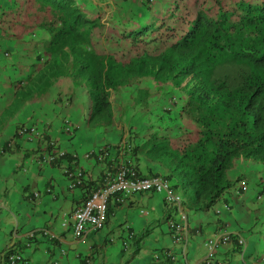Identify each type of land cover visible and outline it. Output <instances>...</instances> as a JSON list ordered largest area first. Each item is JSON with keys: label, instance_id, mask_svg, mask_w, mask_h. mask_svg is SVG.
Returning <instances> with one entry per match:
<instances>
[{"label": "trees", "instance_id": "trees-1", "mask_svg": "<svg viewBox=\"0 0 264 264\" xmlns=\"http://www.w3.org/2000/svg\"><path fill=\"white\" fill-rule=\"evenodd\" d=\"M13 1L10 13L0 3V32L26 19L33 26L23 27L42 33L50 55L41 70L31 65L38 87L27 85L13 110L33 91L40 99L62 81L69 89L63 98L67 109L80 106L89 129L118 127L116 140L126 133L132 156L160 166L166 180L177 179L172 190L192 210L208 211L222 200L233 207L236 200L230 202L228 192L242 172L245 185L264 184V178L253 179V169L264 166V0L236 3L237 31L223 8L227 0H211L215 16L203 7L194 12L191 0H172L164 9L139 0L122 9L124 18L111 16V30L100 24L102 11L84 14L71 0H35L50 9L48 21L29 0ZM100 36L104 43L97 41ZM26 46L34 50L22 44L21 57L27 56ZM137 170L140 177L160 175Z\"/></svg>", "mask_w": 264, "mask_h": 264}, {"label": "crops", "instance_id": "crops-1", "mask_svg": "<svg viewBox=\"0 0 264 264\" xmlns=\"http://www.w3.org/2000/svg\"><path fill=\"white\" fill-rule=\"evenodd\" d=\"M13 2L0 1L9 13L14 11ZM157 2L162 9L166 8L163 0ZM8 18L11 21V17ZM26 29L15 26L0 32L3 48L13 54L9 61L0 55V148L20 124L47 125L51 127V138L80 158L85 180L80 188L69 189L63 168L71 167L73 162L66 158L52 166H39L33 161L36 152L33 143L20 141L10 152H0V264H6L5 257L11 249L22 255L24 262L21 264H184L182 256H187V264H264V214L262 219L260 215L252 216V222L251 204L244 201V197L231 195V190L228 192L230 202H236L230 213L216 217L212 209H186L190 230L189 240L184 241L186 244L172 240L167 219L175 218V207L167 206L160 194L135 196L123 205L110 202L103 229L75 240L71 230L72 214L102 184V166L83 156L90 150L116 144L119 137L116 140L113 134L118 135L120 130L116 126L104 131L87 128L81 119L80 106L69 109L63 106L60 96L69 89L62 87V81L40 99L33 98V91L21 108L13 110L15 99L24 96V90L14 92V81L24 79L27 83L30 81L29 88L38 87L34 71L26 68L27 59L20 54L22 44L37 43L30 39ZM97 41L104 43L101 36ZM65 116L78 124L71 137L62 133L61 120ZM141 161L145 162L144 170L167 176L160 166L146 159ZM251 165L248 163L246 167ZM177 181L173 180L172 184ZM48 188L52 192L47 193ZM34 193H39L40 198L34 200ZM237 201L240 202L238 207ZM140 209L149 210L148 217L139 216ZM128 226L136 232V238L130 251H124L121 239ZM29 233H34L35 238L27 247ZM224 233L242 236L244 245H239L237 237L232 236L230 244L218 245L213 257L206 260V240L213 236L219 238ZM166 252H171L176 260L165 257ZM156 254L160 255L158 260L154 259Z\"/></svg>", "mask_w": 264, "mask_h": 264}, {"label": "clouds", "instance_id": "clouds-1", "mask_svg": "<svg viewBox=\"0 0 264 264\" xmlns=\"http://www.w3.org/2000/svg\"><path fill=\"white\" fill-rule=\"evenodd\" d=\"M253 1H255V0H253ZM155 2H157V1L150 0L146 5H147V7L153 9L152 7L156 4ZM82 10H85V9L82 8ZM100 24L103 27L105 26L104 27L105 30L112 29L111 23H108V22L106 23V21H104L103 18L101 19ZM5 31H3V32H5ZM28 33H29L30 39L32 41H35V42L37 41V43H30L32 46H34V50H33L32 53L30 52V48L26 50V53H27V56H26L27 67L26 68L29 70V69H31V65L35 64L36 67H37V71H39V70H41L40 68H42L45 64H47V62L50 59V55H49V53L47 54L45 52V49L43 47L44 42L42 41L43 40L42 33L40 34L38 32V30H36V29L29 30ZM1 43H2V41L0 40V55L3 57L4 60H7V61L11 60L13 58L12 52L10 50L4 49ZM34 74H35V71H34ZM27 85H29V82L27 83L25 80H21L19 83H17L15 85L16 88L15 89L13 88L14 92H18V91H21V90L26 91V86ZM61 98H62L61 101H62V104H63L64 96H62ZM63 106L65 107V109H67L66 107L68 105L65 103V104H63ZM164 109H166V108H164ZM76 124H77V122L73 121L70 117H68V116L63 117V119L61 120V128H62L63 135H65L67 137H71L72 135H74L76 133L77 129H78ZM31 127H33L36 130L37 136H35L33 138H28V137H25V136H22V135L19 134L20 131H22L23 128H31ZM50 128L51 127H48L47 125L42 127L41 125H39L37 123L20 124L16 128L15 132L13 133V135L11 137H9L8 140H6L2 144V146L0 148V152L2 154H4V153L9 152L7 150H13L14 148H16L17 144L20 141L33 143V144H35V149H36V152L33 155V161L37 165L45 166V164H47L46 166H52L56 162H58L60 160H64V159L67 158V159H70V161L73 162V165L71 167L70 166H66V167L63 168V176L64 177H66V175H67L66 171L69 172V171L76 170L78 168H80L81 171H82V174L85 175L84 167L79 163V159L80 158H78V156L75 153L69 152L68 150L63 148L61 145H59L56 141H54L53 138H51V136L49 134ZM126 138H127V134L124 133V136L121 137V139L116 144H113L112 146H109V147H103V148H100V149L90 150L87 153H85L83 157L89 162L90 161H95L97 164H99V166H102V170H104V168L109 163H107L106 161L101 162L100 160H98V158H97L98 154H100V152L102 153L105 150V151L109 152L112 157L116 156V153L123 146H127V148H129V146L126 143ZM61 152H63V155L60 156ZM40 157H41V159H39ZM129 157L132 159L133 164H134V166L136 168L137 174L140 177V173L138 172L137 169H141V167L145 164V162L141 161V159L142 160L145 159L144 156L140 155V156H137V157H133L132 154H131V150H130ZM44 158H45V160L43 162ZM251 166H253V164ZM257 167L260 168V167H264V166L257 165L255 167V169H257ZM157 177L162 178L163 180H165L169 184V188H170L173 196L177 198V201L173 202V203H170V202L166 201L165 195L162 192L161 193L146 192V193H143V194H160V195H163V201L165 202V204L167 206L175 207V218L167 219L168 225L171 226L169 228L170 234H171V238H172V240L174 242L182 241L183 243L186 244V242H184V241H188L189 240V233L188 232L190 231L189 228H188V216H187V213H186V209L189 206H188V204L186 205V203H185L186 202V198H184L183 195L180 192H175L174 190H172L173 184L169 180L165 179L166 176H161V175L157 176L156 175V176L142 177V178L152 179V178H157ZM235 178H239V177H235ZM235 180H237V179H235ZM237 181L238 182L230 189L231 190V195L235 196L236 198H238V197L243 198L244 197V201L247 200V203H249V204L250 203H254V204H263L264 205V184L262 185L260 183L261 185L258 186V189L255 190V191H252V189L249 186L250 184L249 185H245V179L244 178L240 177V179H238ZM102 182H103V172H102ZM83 183H84V180L82 181V184L79 185V187H77L76 189H78L81 186H83ZM47 190H50V192H52V190L50 188H48ZM47 190H46V192L50 193ZM139 195H142V194L133 195V196L129 197L126 200V203L131 198H133L135 196H139ZM33 198H34V195H33ZM34 200H36V198H34ZM220 202H221V204L219 206H216ZM220 202H218L214 207L210 208V209H212V212H213L214 216L220 217V216L224 215V213L232 212L233 207L229 203L227 204V202H225L223 200L220 201ZM119 205H121V204H119ZM188 210H189V208H188ZM138 213H139V216H141L142 218H146L150 214L149 210H147V209H140V210H138ZM173 213H174V211H173ZM260 217L262 219L263 215L260 216ZM263 219H264V217H263ZM127 229H129V231H131L134 234V237H133V240L130 243V246L127 249L124 248V246L122 245V248H123L124 251H130V249L133 247V243H134L135 238H136V232L131 227L128 226L124 230V235H123V237L121 239V242L125 238V234H126V230ZM186 234H187V237H185ZM232 236L237 237V241H238L239 245H241V246L244 245L243 241L241 240L242 236H240V235H233V234H230V233H224L219 238H216L214 236L210 237L205 242V248L207 249V251H206V255H207L206 256V260H209V259H211L213 257L214 251L218 247V245H220V244H230ZM225 238H227L228 241L225 242L224 241ZM111 242H113V239L111 240ZM209 242L217 243L216 247H214L212 251H209V249H208V243ZM163 255L165 257H167V258L168 257L173 258L171 252H166ZM179 256H181V255H179ZM159 258H160V255H158V254L154 255V259L158 260ZM173 259L176 260L175 258H173ZM182 260H184V262H183L184 264H187V256H182Z\"/></svg>", "mask_w": 264, "mask_h": 264}, {"label": "built area", "instance_id": "built-area-1", "mask_svg": "<svg viewBox=\"0 0 264 264\" xmlns=\"http://www.w3.org/2000/svg\"><path fill=\"white\" fill-rule=\"evenodd\" d=\"M19 134L28 138L37 136V132L33 127L23 128ZM129 152L130 149L123 146L114 157L105 150L98 154V160L101 162L106 161L109 164L103 170L102 185L95 189L82 206L76 208L72 214L73 224L71 230L75 240L84 238L90 232L103 229L107 220V209L110 202L122 205L126 203L129 197L146 192H162L166 201L170 203L177 201L169 188V184L162 178L147 179L138 176L133 161L129 157ZM61 155H63V152L60 153ZM44 160L45 158L43 162ZM66 174L70 189H76L82 184L83 174L80 168L66 171ZM47 191L50 192V190ZM39 197L38 193L34 194V198L39 199ZM133 237L134 234L127 229L125 238L122 241L124 248L127 249L130 246ZM27 238L29 241L26 246L29 247L31 245L30 241L35 238V234L29 233ZM224 241H228L227 238ZM216 245L215 242H209V251H212ZM5 262L6 264H21L24 259L17 250L11 249L6 254Z\"/></svg>", "mask_w": 264, "mask_h": 264}, {"label": "rangeland", "instance_id": "rangeland-1", "mask_svg": "<svg viewBox=\"0 0 264 264\" xmlns=\"http://www.w3.org/2000/svg\"><path fill=\"white\" fill-rule=\"evenodd\" d=\"M72 2H75L76 7H78V9L84 13V11L82 10V8H84L86 11L88 12H92V11H103L102 12V18L104 19V21H106V23H111V16L113 18H115V14L118 15V17H125V13L122 11V9H124L127 4L132 3V6L135 7L136 3L139 0H71ZM157 1V0H155ZM165 3L167 2V0H163ZM169 2L172 0H168ZM241 0H227L225 1V7H223L225 10L228 11L229 15H230V24L234 27V31H237L238 29H240V27H238L240 25L239 23V18L241 17V12L237 9L236 7V3L240 2ZM224 0H222V4H223ZM190 4L193 5H189L193 8L194 12L197 10H200L201 7H203L206 11V13H208L211 16H215V13L217 12V7L214 6V4L212 5L211 0H191ZM29 5L32 9H40L41 12H43L45 14V18L44 21H48L47 19L51 18V12L49 8H40L39 4L35 2V0H29ZM181 6H185V3L180 2ZM187 5V4H186ZM116 7V10L115 8ZM121 8V9H119ZM174 8V7H173ZM171 8V9H173ZM210 10V11H209ZM85 14V13H84ZM183 14H180L179 16H182ZM116 18V20L119 22L121 21L120 18ZM147 19H149V16H146ZM88 18V17H87ZM91 21L95 20L96 23L98 22L97 19H92L89 18ZM87 20V19H86ZM104 25V24H103ZM18 26V27H23V26H33L31 23L27 22V20L25 19L24 23L22 24L19 21H15V23L12 24V26H6V28L10 29ZM105 27V26H104ZM241 30V29H240ZM245 36H251L250 33H245ZM141 126V125H140ZM140 126H136V130H140ZM256 170V169H253ZM242 172V171H240ZM243 175L241 178L247 179L246 176H244L245 172H242ZM264 167H257V171L254 172V178L255 180L259 181L262 180L261 178H264ZM250 188L252 189V191H255L258 189V185L255 184V181L252 180V182L250 183ZM251 204V211L249 212L251 214V220L253 222V217L254 215H260L262 216L264 214V205L263 204H254V203H250ZM249 217H248V221H249Z\"/></svg>", "mask_w": 264, "mask_h": 264}]
</instances>
